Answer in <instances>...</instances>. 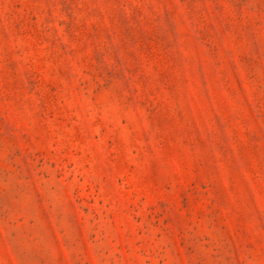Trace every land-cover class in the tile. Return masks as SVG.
<instances>
[{
	"label": "rangeland",
	"instance_id": "374dc122",
	"mask_svg": "<svg viewBox=\"0 0 264 264\" xmlns=\"http://www.w3.org/2000/svg\"><path fill=\"white\" fill-rule=\"evenodd\" d=\"M0 264H264V0H0Z\"/></svg>",
	"mask_w": 264,
	"mask_h": 264
}]
</instances>
